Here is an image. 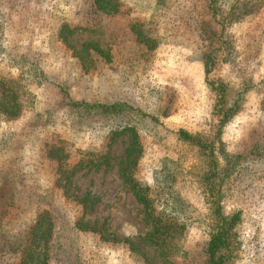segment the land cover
<instances>
[{
    "label": "rangeland",
    "instance_id": "rangeland-1",
    "mask_svg": "<svg viewBox=\"0 0 264 264\" xmlns=\"http://www.w3.org/2000/svg\"><path fill=\"white\" fill-rule=\"evenodd\" d=\"M121 2L107 14L94 0H0V79L32 99L0 120V264L17 262L2 232L27 229L39 207L56 222L49 264H204L235 216L226 264H264V0ZM128 128L149 209L119 173ZM56 140L71 163L88 151L104 163L58 186ZM146 212L163 247L145 240Z\"/></svg>",
    "mask_w": 264,
    "mask_h": 264
},
{
    "label": "trees",
    "instance_id": "trees-1",
    "mask_svg": "<svg viewBox=\"0 0 264 264\" xmlns=\"http://www.w3.org/2000/svg\"><path fill=\"white\" fill-rule=\"evenodd\" d=\"M97 11H102L107 14H113L119 11L121 0H94ZM65 27H73L69 23H63L60 29V38L65 44H68L67 35L64 33ZM77 28V27H74ZM71 29V28H70ZM91 48L92 42L85 44L83 48ZM99 51L100 48H99ZM209 65V62H207ZM207 73L211 71V67L207 68ZM0 86L3 87L0 93V120L10 122L17 117L24 115L28 105L32 102L24 88L19 85L14 79H0ZM103 107L110 109L118 108L119 104H102ZM130 132V147L125 159L121 162L119 170L120 176L131 185V189L137 199L145 206L150 208L149 187L141 184L134 176V171L139 163L142 155V145L139 141V134L133 128H128ZM126 131V130H125ZM184 137L195 140L197 138L183 131ZM198 143H202L198 141ZM47 156L57 162L56 173L58 175V186L71 182L72 175L79 169L87 166H98L104 163L106 154L85 152V155L76 163H71L68 159L71 157L68 143L64 140H56L48 149ZM64 180L61 181V180ZM42 197V196H40ZM154 221L155 229L153 232L146 234L145 240L151 241L159 247H163L165 239L163 235L160 218L156 219L152 212H146ZM223 217H221L222 219ZM237 216L231 220L223 218L218 230L212 235L209 246L206 248V258L204 264H226V257L222 254L223 248H228L231 242V229L235 225ZM86 225V224H85ZM87 227H91L86 225ZM91 230L95 228L91 227ZM2 232L5 238L2 245L9 249L10 252L17 257L16 264H49L54 258L56 252L55 240L57 238L56 222L52 214L46 209L40 207L35 214L32 224L21 232L10 234V230ZM10 234V235H9Z\"/></svg>",
    "mask_w": 264,
    "mask_h": 264
}]
</instances>
